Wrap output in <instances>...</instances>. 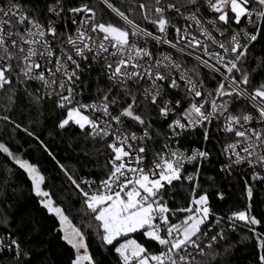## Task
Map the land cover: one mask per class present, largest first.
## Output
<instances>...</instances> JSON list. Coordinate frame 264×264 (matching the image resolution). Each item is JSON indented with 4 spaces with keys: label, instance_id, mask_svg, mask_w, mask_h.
<instances>
[{
    "label": "snow or ice",
    "instance_id": "1",
    "mask_svg": "<svg viewBox=\"0 0 264 264\" xmlns=\"http://www.w3.org/2000/svg\"><path fill=\"white\" fill-rule=\"evenodd\" d=\"M100 2L115 22L97 19L86 0L76 6L50 0L42 8L0 0V90L23 85L34 105L45 99L52 103L61 133L78 129L106 143L111 152L103 178H78L34 131L8 114L0 116L37 141L56 163L82 198L88 221L82 227L73 224L46 190L49 177L25 158L26 150L14 152L0 142V153L26 174L39 205L58 221L54 230L73 250L70 264H101L90 251V235L114 252L117 264H215L229 249L205 253V247L212 249L225 239V217L215 216L209 223L214 213L208 193L201 191V170L212 154L206 146L184 149L180 139L199 130L206 145L223 133L226 163L220 171L231 174L246 167L252 181L264 182V82L254 85L242 70L251 46L264 40V0H148L135 9L129 6L127 14L112 0ZM136 12L138 20L131 18ZM68 22L76 26L71 34L61 31ZM165 45L195 64L188 68L171 51L160 56L152 51ZM94 67L100 75L85 102L90 85L82 78ZM201 68L211 78L219 77L214 89H206ZM31 82L38 84L34 93L28 92ZM241 179L248 204L226 217L228 228L243 222L255 237L253 264H264V231H257L264 227V217L253 214V187ZM178 183L188 185L189 200L173 206L170 190ZM0 229V253H12L11 264H30L31 250L6 214L0 215ZM152 243L158 250H150ZM197 255L209 259L201 262Z\"/></svg>",
    "mask_w": 264,
    "mask_h": 264
},
{
    "label": "trees",
    "instance_id": "2",
    "mask_svg": "<svg viewBox=\"0 0 264 264\" xmlns=\"http://www.w3.org/2000/svg\"><path fill=\"white\" fill-rule=\"evenodd\" d=\"M22 2L35 3L42 8L50 0H22ZM80 2L82 0H68L70 6H76ZM86 2L95 7L98 13L97 19L115 21L114 15L100 1L86 0ZM112 2L127 14L129 6L135 9L139 3H147L148 0H123V2L112 0ZM131 18L138 20L139 13H133ZM140 22L143 24V21ZM176 58L181 59L188 68L195 64L179 55H176ZM244 69L252 76L254 85L264 82V40L251 46L248 60L242 66V70ZM200 72L206 89L216 87L217 78H211L209 72L203 68ZM99 75V69L85 75L84 80L90 85L85 92L87 100L96 88V79ZM105 85L106 81H101V86ZM37 87L30 83L28 92L34 93ZM5 114H8L16 123H20L22 127H28L29 130L34 131L41 140L46 141L56 159L74 176L97 181L104 177L106 162L111 157L107 144L84 136L78 129L61 133L55 128L56 113L53 111L52 103L47 99L39 106L34 105L23 85L14 86L10 91L0 90V116ZM154 126L166 127L159 123ZM215 128L216 125L213 124V132ZM201 141L202 132L197 130L195 133L185 135L181 146L187 149L206 146L211 152L210 160L203 164L201 170V191L208 193L209 204L214 213L209 223L214 222L215 216L225 217L221 224V227L225 229V239L219 241L212 249L205 247V253L223 252L225 248H228V253L218 257L215 264H253L254 251H257L255 237H251L243 222L237 221L234 230L229 229L226 217L233 211L244 210L248 204L244 180L241 177L248 179L253 187V214L257 218L264 217V187L261 182L252 181L250 171L245 168H236L231 174L220 171L222 165L226 163L225 156L221 155L226 142L223 133L213 135L206 145ZM0 142L10 145L14 152L26 150L25 158L37 163L43 170V174L49 177L46 190H51L54 199L65 209L66 215L74 225L82 227L83 223L88 221L89 217L78 191L66 180L56 163L40 148L37 141L28 137L23 131L15 129L14 125L0 120ZM193 170L191 166L188 167L189 172ZM208 177L212 179L209 180ZM170 191L173 194V206L188 203L190 193L186 183L183 185L178 183ZM3 214L13 221L15 227L19 229L20 239L31 250L30 264H70L73 250L61 239L62 233L54 230L58 226V221L39 205L38 199L30 191V182L26 174L0 153V215ZM219 230V228L215 229L210 236L215 235ZM257 231H264V227L257 226ZM133 238L143 242V237L139 234H133ZM88 243L90 251L101 264H117L114 252L101 248L94 235L88 237ZM207 243L208 240H205L204 244ZM148 247L150 250H158L155 243L149 244ZM12 255L10 252L0 253V264H11ZM196 259L204 262L209 257L197 255Z\"/></svg>",
    "mask_w": 264,
    "mask_h": 264
},
{
    "label": "built area",
    "instance_id": "3",
    "mask_svg": "<svg viewBox=\"0 0 264 264\" xmlns=\"http://www.w3.org/2000/svg\"><path fill=\"white\" fill-rule=\"evenodd\" d=\"M209 15V13L207 12V10L205 9L204 10V16H208ZM180 24L181 25H183V21L181 20L180 21ZM75 25H72L71 24V22H68V24H67V26L66 27H64L63 25H61V31L62 32H64V33H68V34H71V33H73L74 31H75ZM193 32H194V34H196L198 37H199V34L198 33H196L195 32V25H193ZM214 35L216 36V39L217 40H220V39H223L222 37H220L218 34H215L214 33ZM200 39H203V37H199ZM152 51L154 52V54L155 55H157V56H160V55H162V54H167L169 51H171V53H172V55L174 56V58H176V55H179V56H181V54L179 53V52H176L175 50H170V49H168V47L165 45V46H162V47H160V48H155V47H153V49H152ZM187 59L188 60H190V61H192L193 63H195V61L191 58V57H187ZM95 69H97V68H93V70H95ZM204 69V68H203ZM205 70H207L208 71V69H205ZM88 72H86L85 73V75L87 74ZM85 75L83 76V80H84V78H85ZM217 79H219V77L217 76L216 77ZM32 84H35V85H37L38 86V84L36 83V82H31ZM215 88V87H214ZM213 88V89H214ZM172 97L174 98V99H176V98H179L178 97V95L176 94V93H172ZM85 102H87V99H86V96H85ZM183 138V137H182ZM182 138L180 139V146H181V141H182ZM110 142V141H109ZM182 147V146H181ZM182 148H184V147H182ZM184 149H187V148H184ZM226 159V158H225ZM188 167H190V166H188ZM243 168H245V169H247L246 167H243ZM248 170V169H247ZM250 175H251V172H250ZM260 182V181H259ZM261 184H262V186L264 187V182H261Z\"/></svg>",
    "mask_w": 264,
    "mask_h": 264
},
{
    "label": "rangeland",
    "instance_id": "4",
    "mask_svg": "<svg viewBox=\"0 0 264 264\" xmlns=\"http://www.w3.org/2000/svg\"><path fill=\"white\" fill-rule=\"evenodd\" d=\"M98 1H100V0H98ZM113 22H115V21H113Z\"/></svg>",
    "mask_w": 264,
    "mask_h": 264
}]
</instances>
